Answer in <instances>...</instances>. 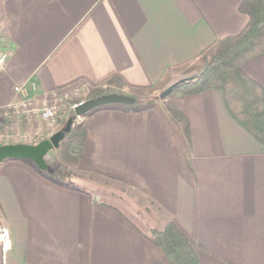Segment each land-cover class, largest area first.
Segmentation results:
<instances>
[{
	"label": "crops",
	"instance_id": "1",
	"mask_svg": "<svg viewBox=\"0 0 264 264\" xmlns=\"http://www.w3.org/2000/svg\"><path fill=\"white\" fill-rule=\"evenodd\" d=\"M242 1L0 0V49L9 52L0 111L16 86L38 103L80 82L145 98L239 34ZM240 70L264 93V56ZM170 106L187 132L156 106L79 117L85 140L73 172L133 189L145 226L136 211L72 179L50 180L29 160L0 162V224L12 238L0 264H168L149 235L169 222L199 264H264V140L231 116L219 88L178 94ZM8 125L0 112V128Z\"/></svg>",
	"mask_w": 264,
	"mask_h": 264
},
{
	"label": "trees",
	"instance_id": "2",
	"mask_svg": "<svg viewBox=\"0 0 264 264\" xmlns=\"http://www.w3.org/2000/svg\"><path fill=\"white\" fill-rule=\"evenodd\" d=\"M239 10L248 18L243 30L235 36L218 40L212 56L205 61L198 74L173 89L169 96L177 91H181L180 94H188L219 88L223 92L224 101L231 116L237 122H249L251 131L264 140L263 90L240 70L243 63L264 56V0H243ZM102 94V92H91L85 99ZM134 99L133 105L141 106H123L126 111L137 113L153 107L154 101L151 99L140 97ZM107 107L95 109L86 115ZM166 109L173 118L181 120L187 132L186 122L182 121L178 112L170 105ZM76 118L70 111L65 122L66 125L69 120L71 121L70 130L62 140L65 141L62 148L63 156L70 161H76L81 156L85 140L83 126L81 122H76ZM38 170L50 180L63 182L70 179L68 172L49 164L46 170ZM149 240L163 250L168 264H199L194 247L173 222L167 223L162 230H152Z\"/></svg>",
	"mask_w": 264,
	"mask_h": 264
},
{
	"label": "rangeland",
	"instance_id": "3",
	"mask_svg": "<svg viewBox=\"0 0 264 264\" xmlns=\"http://www.w3.org/2000/svg\"><path fill=\"white\" fill-rule=\"evenodd\" d=\"M213 53L206 54L204 56V59H202V64L197 69V71H194L190 74H187L186 76H183L182 78H179L176 81L192 77L196 74H198L199 70L204 65L205 61L208 60ZM173 83V82H171ZM170 83V84H171ZM79 84L84 85L85 83L80 82ZM169 84V85H170ZM78 85L74 86L77 87ZM73 88V89H74ZM72 89V90H73ZM165 88H158L154 91L148 93V95L145 97V99H151L154 101L153 107L162 108L165 109L168 105H170V100L176 97L178 94L181 93V91H177L171 96H167L165 99H161V92ZM112 91L111 88L106 86H97L89 88L86 84L83 90L80 91V93L77 94H67L65 98H62L64 95H59L58 99H53L52 101L56 102L58 104V126L54 130V132L60 130L64 125L68 118L69 112L72 111V106L75 103H78L80 101H85L86 96L88 93H98L102 92L110 93ZM71 94V95H70ZM61 97V98H60ZM51 101V102H52ZM51 102L49 104H51ZM108 106H124L120 104H113ZM133 106H141V105H131ZM144 107V106H143ZM3 116V119L9 122L8 127L0 128V145L4 144H16V143H32L36 144L39 141H41V137L48 138L52 133V129H47L45 124L41 122L38 119H27L25 122L13 115H5L1 113ZM76 122L80 123V118H76ZM52 132V133H51ZM45 138V139H46ZM65 145V141H61L59 144V147L57 149L51 150L47 156H46V162L47 164L51 165L54 168L62 169V171H66L70 174V179L74 181L75 184L83 186L84 188L88 189L90 192L94 193V195H98L99 198H102L104 201H109L111 203L116 204L118 207L123 209L126 213L129 215H132L133 212L136 211V213H139L141 215V219L138 217H134L135 221H138L139 224L142 226H145V220H143L144 216H147L143 210H142V198H137V195L135 194L134 190L131 188H128L125 185L112 183L104 178L95 176V175H88L84 173H74L73 172V165L72 163L74 161L67 160L62 153V148ZM83 181L82 183L79 181ZM142 205V206H141Z\"/></svg>",
	"mask_w": 264,
	"mask_h": 264
},
{
	"label": "water",
	"instance_id": "4",
	"mask_svg": "<svg viewBox=\"0 0 264 264\" xmlns=\"http://www.w3.org/2000/svg\"><path fill=\"white\" fill-rule=\"evenodd\" d=\"M191 80V77L180 79L166 87L160 94L161 99H165L169 93L182 83ZM135 103L133 97L119 94L108 93L102 94L88 100H85L73 108V114L78 118L82 117L95 109L113 104L130 106ZM71 121L69 120L65 127L52 134L49 138L39 141L36 144L16 143L0 145V162L4 160H29L36 165L40 170L47 169L46 156L47 154L59 147L60 142L69 132Z\"/></svg>",
	"mask_w": 264,
	"mask_h": 264
},
{
	"label": "built area",
	"instance_id": "5",
	"mask_svg": "<svg viewBox=\"0 0 264 264\" xmlns=\"http://www.w3.org/2000/svg\"><path fill=\"white\" fill-rule=\"evenodd\" d=\"M8 58H9V52L1 48L0 49V72L4 70ZM84 87H85V84L84 85L79 84L77 87H75L72 90L71 94L73 95V94L80 93V91L83 90ZM15 92L17 93L18 97L14 101L7 104L4 108H2L0 112L7 116L8 115L17 116L21 118L24 122L27 119L36 118L40 120L41 122H43L47 129H52V132H54V130L58 126V123H57L58 104L52 100L54 98L58 99L59 95L55 93L53 96V99L51 100L52 102L50 101L51 104H49L50 102L49 103H38V102H33L32 100H29L27 98H24L22 95V87L20 86L15 87ZM63 95L64 96H62V98H65L67 94H63ZM81 102L83 101L75 103L72 106V110L76 105H78ZM45 138L46 137H41L40 140H44ZM26 144H32V143H26ZM11 246H12V238H11L10 230L7 225L1 223L0 224V249L2 250V252H7L11 249Z\"/></svg>",
	"mask_w": 264,
	"mask_h": 264
}]
</instances>
